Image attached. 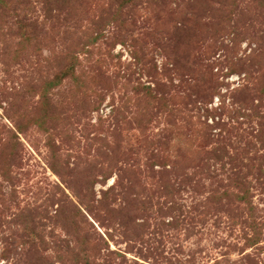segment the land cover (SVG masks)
Returning <instances> with one entry per match:
<instances>
[{
  "label": "rangeland",
  "instance_id": "374dc122",
  "mask_svg": "<svg viewBox=\"0 0 264 264\" xmlns=\"http://www.w3.org/2000/svg\"><path fill=\"white\" fill-rule=\"evenodd\" d=\"M0 264H264V0H0Z\"/></svg>",
  "mask_w": 264,
  "mask_h": 264
}]
</instances>
